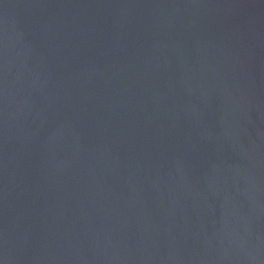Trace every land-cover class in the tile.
Returning a JSON list of instances; mask_svg holds the SVG:
<instances>
[{"label":"water","instance_id":"water-1","mask_svg":"<svg viewBox=\"0 0 264 264\" xmlns=\"http://www.w3.org/2000/svg\"><path fill=\"white\" fill-rule=\"evenodd\" d=\"M0 264H264V0H0Z\"/></svg>","mask_w":264,"mask_h":264}]
</instances>
